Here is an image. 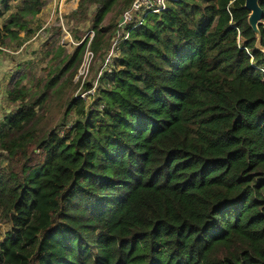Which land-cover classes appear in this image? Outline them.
Wrapping results in <instances>:
<instances>
[{
  "label": "trees",
  "instance_id": "obj_1",
  "mask_svg": "<svg viewBox=\"0 0 264 264\" xmlns=\"http://www.w3.org/2000/svg\"><path fill=\"white\" fill-rule=\"evenodd\" d=\"M131 1L78 0L81 16L96 5L95 35H76L64 72L104 53L116 30L105 22ZM245 3L174 0L149 15L98 98L69 102L79 118L63 132L45 123L60 73L30 87L12 77L0 264H264V20L260 49ZM44 5L21 0L0 46L31 33Z\"/></svg>",
  "mask_w": 264,
  "mask_h": 264
},
{
  "label": "rangeland",
  "instance_id": "obj_2",
  "mask_svg": "<svg viewBox=\"0 0 264 264\" xmlns=\"http://www.w3.org/2000/svg\"><path fill=\"white\" fill-rule=\"evenodd\" d=\"M44 1L45 5L41 12L30 22L31 33L22 31L19 40L12 41L8 46H1L3 49H0V59L5 67L4 72H7L9 77L6 86L7 101L8 84L14 75L27 73L28 78L25 83L30 87L36 85L39 80L47 81L60 73V78L57 79L60 93L50 96L45 123L63 132L64 125L71 127L79 118L75 108L68 110L69 102L77 95L85 94L87 107L90 106L97 97L96 88L100 81V72H103V76L109 75L105 73L107 69L104 68L103 60L110 49L111 42L103 47L101 51L104 52L103 54L95 53L92 56L90 55L92 51L87 49L84 60L76 72L73 69L70 73L64 72L63 69L67 66L69 58L82 43L76 35L92 39L95 35L92 26L96 5L91 6L86 15L81 16L78 0ZM20 6L21 0H0V28ZM121 13L122 10L113 12L105 23L117 22ZM89 84L92 87L88 89L86 87ZM9 103L10 101L7 102ZM15 104L19 106V103ZM9 108L13 111L14 107ZM2 163L3 161H0V169L6 166ZM9 232H11V224L2 220L0 215V237L4 239Z\"/></svg>",
  "mask_w": 264,
  "mask_h": 264
},
{
  "label": "built area",
  "instance_id": "obj_3",
  "mask_svg": "<svg viewBox=\"0 0 264 264\" xmlns=\"http://www.w3.org/2000/svg\"><path fill=\"white\" fill-rule=\"evenodd\" d=\"M172 1L174 0H132L129 5L122 10L121 15L116 22V30L111 40L110 49L103 60L104 68L107 69L105 70V73L110 72L113 68L115 59L119 56L121 45L129 39L131 31L141 26L149 15L159 14L166 10ZM90 39L92 38L90 37ZM0 49L3 48L0 46ZM91 54L92 56L94 55L92 52L90 55ZM4 69V64L0 59V76ZM99 76V79H101L103 72H100ZM76 97H80L85 100L86 95L79 94ZM3 101L4 98H2V95L0 94V120H2L6 112L4 107L1 106Z\"/></svg>",
  "mask_w": 264,
  "mask_h": 264
},
{
  "label": "water",
  "instance_id": "obj_4",
  "mask_svg": "<svg viewBox=\"0 0 264 264\" xmlns=\"http://www.w3.org/2000/svg\"><path fill=\"white\" fill-rule=\"evenodd\" d=\"M260 1L261 0H245V8L250 11L248 21L258 37L257 46L263 49L261 46L262 35L259 26L264 20V10L260 5Z\"/></svg>",
  "mask_w": 264,
  "mask_h": 264
},
{
  "label": "crops",
  "instance_id": "obj_5",
  "mask_svg": "<svg viewBox=\"0 0 264 264\" xmlns=\"http://www.w3.org/2000/svg\"><path fill=\"white\" fill-rule=\"evenodd\" d=\"M1 28H0V30H1ZM4 71H5V69L3 70V73L0 76V94L2 95V98H4V100H5L4 103L1 104V106L4 107V109H6L5 113L7 114V113H11V112L16 111L19 106L15 103H12V102L7 104L8 101L6 99V92H7L6 86H7V80H9V77L7 75V72H4ZM11 106L14 107L13 111L9 108ZM1 161H3V163H2L3 165L7 164V162H5L4 160H1Z\"/></svg>",
  "mask_w": 264,
  "mask_h": 264
}]
</instances>
